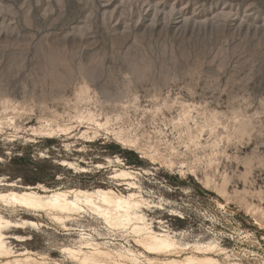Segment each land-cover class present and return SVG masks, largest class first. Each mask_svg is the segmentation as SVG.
I'll use <instances>...</instances> for the list:
<instances>
[{
	"label": "rangeland",
	"instance_id": "1",
	"mask_svg": "<svg viewBox=\"0 0 264 264\" xmlns=\"http://www.w3.org/2000/svg\"><path fill=\"white\" fill-rule=\"evenodd\" d=\"M68 73L81 80L76 105L56 107L49 99L60 90L50 84ZM262 100L264 0H0V118L15 116L27 128L49 120L73 131L72 139L59 133L38 142L10 141L0 133V176L16 183L125 193L124 181L111 178L114 171L144 169L135 181L146 198L165 207L144 210L156 230L161 218L177 232L188 231L186 241L217 239L228 261L264 263V228L247 209L250 203L264 207ZM90 112L109 131L100 129L86 141L81 131L96 127ZM228 119L255 129L252 143L241 147L233 137L226 148L222 125ZM122 130L137 145L121 144ZM145 151L156 153L157 161ZM165 154L174 158L173 168L161 158ZM232 156L246 163L229 161ZM63 159L87 171L69 169ZM20 215L48 226L24 232L32 239L14 242L17 248L62 260L47 243L65 239L56 231L60 226L46 215ZM68 223L60 232H70L74 225ZM79 226L92 236L95 224ZM125 246L139 248L133 240Z\"/></svg>",
	"mask_w": 264,
	"mask_h": 264
},
{
	"label": "snow or ice",
	"instance_id": "2",
	"mask_svg": "<svg viewBox=\"0 0 264 264\" xmlns=\"http://www.w3.org/2000/svg\"><path fill=\"white\" fill-rule=\"evenodd\" d=\"M43 155V153H41ZM69 169L74 168V165L67 164ZM78 171H87L78 169ZM3 172V168H0ZM128 173L118 172L117 178L126 177ZM15 177L4 178L0 176V203L4 205L0 209V264H12V257L18 255L13 252L11 246L6 242L7 237L3 234L5 229H20L22 227L37 229L39 226L36 223H30L25 220L23 224L20 222L13 223L18 216L24 212H35L37 215L47 213L49 220L57 226H64L68 221H74L82 218L84 214L90 213L99 221L100 231L91 230L92 236L100 237L104 243L97 244L92 236L86 235L83 228L71 229L78 233L79 240L61 249L58 253H53L54 256L63 253L67 260L74 261L75 264H155L152 258L144 259L148 254H166L173 252H183L184 248L192 249L193 245H183L171 237L165 238L163 234H155L151 227L145 223V215L141 213V209H160L162 204H152L145 200L143 203L138 201L133 196L127 198L116 197L112 193V199L109 198V193L97 192L90 195L88 193H77L79 197L76 200L69 199L68 193L56 192L48 199H42L34 194L23 193L17 195L16 191H9L7 185L12 184ZM38 187L42 188L43 185ZM135 188L136 185H129ZM98 198V199H95ZM100 201L108 208L98 206ZM221 210L224 209L223 203L220 204ZM135 213V215L133 214ZM179 216V213H175ZM264 228V221L260 223ZM68 231L67 228H64ZM107 231L108 237L101 236V231ZM120 232V239L124 240V244H120L117 239V232ZM187 235V234H181ZM17 241L32 239L27 234H16L13 237ZM128 240H133L134 244L139 246L138 249L130 250L126 247ZM90 241V242H89ZM113 241L119 244V249L113 251L109 247ZM82 249H88L87 253H83ZM217 250L215 243L207 246L196 245V252H214ZM187 257V253L184 252ZM184 264H214L212 261H197L187 257Z\"/></svg>",
	"mask_w": 264,
	"mask_h": 264
},
{
	"label": "bare ground",
	"instance_id": "3",
	"mask_svg": "<svg viewBox=\"0 0 264 264\" xmlns=\"http://www.w3.org/2000/svg\"><path fill=\"white\" fill-rule=\"evenodd\" d=\"M7 110V107L5 108ZM15 110V108H14ZM3 115V114H2ZM87 119L94 124L96 127H88L87 129L81 131V135L86 138V141H92V138L94 135H96L100 129H106L109 131V128L107 127V122H103L99 120L95 114L89 113ZM7 128L12 129L13 131L9 132L7 131ZM0 133L2 135H6L7 137H12L10 141H17L20 138L25 139L27 142H38V138H48V139H54L56 135L61 133L62 136H66L68 139H72L71 134L73 133L71 126H54L49 120H45L44 122H41L39 126H31L30 128H27L23 126L22 124H19L17 120L15 119V116H6L4 119L0 118ZM94 134V135H92ZM120 143L121 144H131L132 146L137 145V141L133 139H129V137L124 133L122 130L119 134ZM191 139L197 143V138L192 136ZM67 146H69L67 144ZM145 158L151 159L152 161H157V154L156 153H149L144 152L143 153ZM161 158L167 163V165L171 168H173L176 165V162L172 156L162 155ZM109 162H114L112 159L108 158ZM119 161V159H118ZM183 163V162H182ZM71 164L74 165L75 169H84L87 170V167L82 164H75L74 162H71L68 159H63L61 165H67ZM184 164V163H183ZM99 166H102V163L98 164ZM85 172V171H84ZM118 172H126L128 175L123 178H117L118 181H124V185H127V192H118L113 187H99V188H85V187H72V188H64V187H58V188H50L47 185L43 183H38L37 185H27L23 184L22 182H13L8 186L9 191H16L17 195H22L23 193L27 192L30 194H34L35 196H38L42 199H48L51 197L52 194L56 192H63L71 194L69 195V199L76 200L79 197L76 195L77 193H88L90 197L92 194L97 192H104L109 193V198L112 199V193H115L116 197L119 198H127L128 196L135 197L138 201L143 203V201L147 200L150 203H154L150 201L148 198L145 197V194L142 190V187L135 181L136 176L135 174H140L142 172H146V170L137 171L132 169L130 166L126 167H120L114 171V173L111 175V178L116 177V174ZM6 178L5 176H3ZM136 185L135 188L129 187V185ZM207 187H210L209 181L205 182ZM39 185H43L42 188L38 187ZM220 194L223 196L229 195V192L225 191V189H218L217 190ZM98 199V198H95ZM164 206V203H160ZM221 204V202H219ZM248 204V203H247ZM155 205V204H154ZM100 207L108 208L109 206L103 205L102 201H100L99 205ZM4 205L0 203V209H2ZM165 209V207L160 208ZM248 211L255 217L256 222L260 225L261 221H264V207H262L259 204L250 203L247 205ZM144 210L141 209V213L145 215V223L151 227L152 231L157 234H163L165 238L171 237L173 240H177L179 243L183 245L191 244L193 245L192 249L184 248L183 252H173V253H166V254H148L144 259L152 258L155 260V264H184V261L187 257L192 258L193 260L197 261H212L214 264H264V263H254V262H245L243 260H229L230 255L228 254V251L225 247L221 245V243L217 239H210L207 241H186L185 236L181 234H188V231H181L177 232L173 230L169 225L166 224V221L160 218V220L157 223H160L159 230H156L155 226L153 225L154 222L150 221L149 218H147L146 214L144 213ZM28 215L30 216H43L47 215V213L43 215H37L35 212H28L26 211ZM175 213H177L176 210H171V215L176 216ZM135 215V213H133ZM91 216V214H90ZM92 217V216H91ZM25 220H28L30 223H36L38 224L37 229H41L44 227H47L48 224L45 222V220L38 219V218H31L26 216L19 215L16 220H13V223L20 222L23 224ZM69 223L67 222L64 228L68 229ZM27 230H36L28 228H20V229H5L4 235L8 238L12 239V242L6 241L12 248L13 252L18 253V255H15L12 257V264H49V261L59 260L54 259L52 256L48 253H40L37 251H32L28 248H17V245H15L14 242H27L28 239L17 241L13 237L16 234L25 235L24 232ZM89 236H91V233H87ZM92 238L95 240L97 244H102L101 242L97 241L93 236ZM31 240V239H30ZM90 242V241H89ZM215 243L217 245V250L214 252H196L195 246L201 245V246H207L209 244ZM137 246V245H136ZM139 247V246H137ZM112 248V247H110ZM113 251L118 250L119 248H112ZM132 250L131 248H129ZM83 253H87L88 249H82ZM184 252L187 253V257L184 256ZM64 260V257L61 261ZM68 264H75L74 261L68 260Z\"/></svg>",
	"mask_w": 264,
	"mask_h": 264
},
{
	"label": "clouds",
	"instance_id": "4",
	"mask_svg": "<svg viewBox=\"0 0 264 264\" xmlns=\"http://www.w3.org/2000/svg\"><path fill=\"white\" fill-rule=\"evenodd\" d=\"M81 83V80L74 74H69L67 77H61L59 81L53 80L50 86L53 89H59L58 94H53L51 98L49 99V103L54 104L56 107H63L67 105L69 108H72L73 106L76 105V91L78 90V87ZM189 95H191V92H189ZM94 106V105H89ZM260 116L264 117V100L261 101L260 104ZM224 127V132H225V139L228 140V143L225 145L227 148L229 145L233 143V137L234 142L243 147L249 143H252L253 138L251 137V132L255 131V129L251 130H245V128L241 127V121L236 120L232 121L231 119H228L227 125H222ZM261 139L258 144V146H264V132L261 134ZM229 161H234L237 165L240 164H245L246 161L243 158H236L235 156L228 157ZM252 163L256 167H262V165L257 164L256 161H252ZM151 209L150 211H152ZM90 215V213H86L85 216ZM203 216V214L201 213ZM85 216L82 218H78L74 221H72L74 228H81L79 225L81 223H87V224H95V227L92 229L95 231H100L99 228V221L95 219V217H91L90 220H86ZM204 219H207L208 217H203ZM63 229V226H60V229H57L56 231L59 232L61 235L65 236V239L59 240L57 243L52 244L48 243L49 250H56L58 252L61 251L62 248L73 244V241L69 238L71 235H78L75 231L70 230V232H60V230ZM63 256V253H61ZM49 264H68V260L64 258L63 261L61 260H54V261H49Z\"/></svg>",
	"mask_w": 264,
	"mask_h": 264
}]
</instances>
